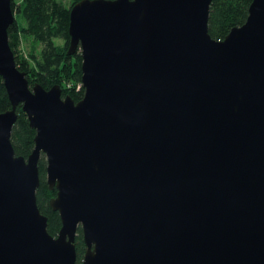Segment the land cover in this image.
<instances>
[{
  "label": "water",
  "instance_id": "obj_1",
  "mask_svg": "<svg viewBox=\"0 0 264 264\" xmlns=\"http://www.w3.org/2000/svg\"><path fill=\"white\" fill-rule=\"evenodd\" d=\"M211 0H80L83 96L29 86L0 0V264H264V0L222 39ZM20 105L35 130L10 141ZM46 159L55 236L36 202Z\"/></svg>",
  "mask_w": 264,
  "mask_h": 264
},
{
  "label": "trees",
  "instance_id": "obj_2",
  "mask_svg": "<svg viewBox=\"0 0 264 264\" xmlns=\"http://www.w3.org/2000/svg\"><path fill=\"white\" fill-rule=\"evenodd\" d=\"M80 0H11L14 21L8 27V42L13 51L17 68L25 73L29 86L39 83L45 89L58 84L62 96L69 95L75 102L82 98L81 52L79 45L69 52V11ZM252 0H211L209 5L208 33L214 39H222L234 26L246 20ZM31 37L34 46L23 55L21 44ZM61 41V42H58ZM39 45V50L36 46ZM11 108L0 77V112ZM10 141L16 155L27 156L34 148L35 130L29 125L27 115L21 106L16 107ZM46 159L41 153L38 160L39 185L36 202L40 212L47 217V231L55 236L60 228L57 211L49 205V199L56 193L45 180ZM76 264H80L85 244L80 227L75 236Z\"/></svg>",
  "mask_w": 264,
  "mask_h": 264
},
{
  "label": "rangeland",
  "instance_id": "obj_3",
  "mask_svg": "<svg viewBox=\"0 0 264 264\" xmlns=\"http://www.w3.org/2000/svg\"><path fill=\"white\" fill-rule=\"evenodd\" d=\"M16 2H19V0H15ZM66 1V0H65ZM58 42H61L58 40ZM34 46V42L32 40L31 37H26L22 40V44H21V53L23 55L28 54V52L31 50V48ZM36 49L39 50V45L36 46Z\"/></svg>",
  "mask_w": 264,
  "mask_h": 264
}]
</instances>
